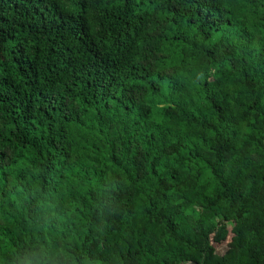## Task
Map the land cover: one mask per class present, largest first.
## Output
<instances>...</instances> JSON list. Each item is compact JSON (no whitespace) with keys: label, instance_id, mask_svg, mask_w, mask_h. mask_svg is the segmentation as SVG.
<instances>
[{"label":"trees","instance_id":"1","mask_svg":"<svg viewBox=\"0 0 264 264\" xmlns=\"http://www.w3.org/2000/svg\"><path fill=\"white\" fill-rule=\"evenodd\" d=\"M190 262L264 264V0H0V264Z\"/></svg>","mask_w":264,"mask_h":264},{"label":"rangeland","instance_id":"2","mask_svg":"<svg viewBox=\"0 0 264 264\" xmlns=\"http://www.w3.org/2000/svg\"><path fill=\"white\" fill-rule=\"evenodd\" d=\"M217 247V250L219 253H223L225 250H227V244L224 243V244H220V245H216Z\"/></svg>","mask_w":264,"mask_h":264},{"label":"water","instance_id":"3","mask_svg":"<svg viewBox=\"0 0 264 264\" xmlns=\"http://www.w3.org/2000/svg\"><path fill=\"white\" fill-rule=\"evenodd\" d=\"M182 264H197V263H194V262H190V263H182Z\"/></svg>","mask_w":264,"mask_h":264}]
</instances>
